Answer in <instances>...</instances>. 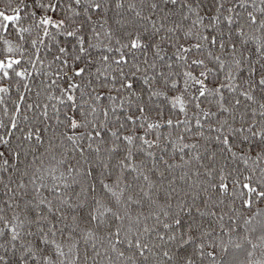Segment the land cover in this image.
<instances>
[{
	"label": "snow or ice",
	"instance_id": "6c2138e0",
	"mask_svg": "<svg viewBox=\"0 0 264 264\" xmlns=\"http://www.w3.org/2000/svg\"><path fill=\"white\" fill-rule=\"evenodd\" d=\"M0 264H264V0H0Z\"/></svg>",
	"mask_w": 264,
	"mask_h": 264
}]
</instances>
